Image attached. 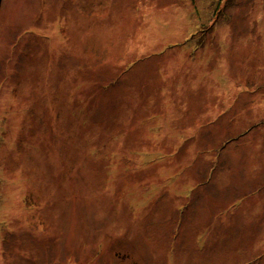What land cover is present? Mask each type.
Wrapping results in <instances>:
<instances>
[{
	"label": "rangeland",
	"instance_id": "rangeland-1",
	"mask_svg": "<svg viewBox=\"0 0 264 264\" xmlns=\"http://www.w3.org/2000/svg\"><path fill=\"white\" fill-rule=\"evenodd\" d=\"M0 264H264V0H2Z\"/></svg>",
	"mask_w": 264,
	"mask_h": 264
},
{
	"label": "water",
	"instance_id": "water-1",
	"mask_svg": "<svg viewBox=\"0 0 264 264\" xmlns=\"http://www.w3.org/2000/svg\"><path fill=\"white\" fill-rule=\"evenodd\" d=\"M1 6H2V0H0V8H1Z\"/></svg>",
	"mask_w": 264,
	"mask_h": 264
}]
</instances>
